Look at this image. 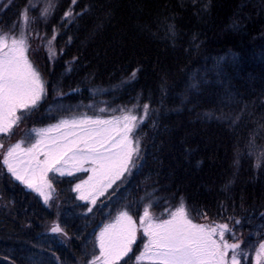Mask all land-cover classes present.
Here are the masks:
<instances>
[{"label": "trees", "instance_id": "obj_1", "mask_svg": "<svg viewBox=\"0 0 264 264\" xmlns=\"http://www.w3.org/2000/svg\"><path fill=\"white\" fill-rule=\"evenodd\" d=\"M28 2L2 0L0 28L6 30L16 21ZM31 2L35 8L29 15L37 18L32 28L51 35L55 27L57 55L50 60L46 44L33 40L30 58L49 84L67 93L62 98L65 104L88 105L90 89L100 88L106 92L97 101L131 104L140 93L156 110L141 126V167L133 169L127 182L105 201L113 214L125 195L136 199L154 192L163 205L179 192L193 211L200 209L215 218L232 215L245 225L241 232L248 237L264 234L259 228L264 224V170L254 167L245 147L252 131L258 133L257 144L264 143V130L259 128L264 118L262 0H204L208 9L199 13L191 0H76L75 5L55 0V12L46 24L40 11L48 0ZM70 7L79 15L64 23L63 12ZM169 21L176 24L174 40L166 36ZM236 21L242 25L239 30L232 27ZM221 56L222 82L209 72L208 83L199 91L190 90V77ZM135 68L140 69L136 81L120 87ZM53 101L49 88L47 102L32 118L48 122L46 109ZM243 104L248 107L235 126L197 115L206 111L235 115ZM62 186L59 208L46 209L35 194L0 170V264H78L85 243L91 251V237L108 217L97 212L100 205L92 213L76 208L75 196ZM54 219L69 238L48 231Z\"/></svg>", "mask_w": 264, "mask_h": 264}, {"label": "snow or ice", "instance_id": "obj_2", "mask_svg": "<svg viewBox=\"0 0 264 264\" xmlns=\"http://www.w3.org/2000/svg\"><path fill=\"white\" fill-rule=\"evenodd\" d=\"M191 2L198 6L197 13L206 11L209 6L204 0ZM71 4L75 5L76 0H71ZM33 8L35 5L29 0L16 21L6 30L0 28V170H6L12 179L36 193L49 207L58 199L55 182L59 177L85 174L84 178H77L72 188L76 199L87 202L88 213L93 212L99 201L97 212L108 218L99 231L93 233L92 250L88 251L87 243L84 244L78 264H241L253 251L254 264H264V234L257 246L237 235L242 221L235 216L211 219L206 212H199L200 219H194L189 204L179 192L172 195L171 201L165 199L163 205L154 192H145L136 199L125 195L117 202L113 214L112 206L105 200H111L133 174V169L141 167V126L151 119L150 111L156 110L150 102L142 100L140 93L131 104L116 105L114 99L97 101L96 97L106 92L100 88L90 89L92 101L88 105L65 104L62 98L67 93L57 84H49L30 58L34 39L46 44L50 60L57 55L55 27L51 35H41L33 29L37 20L29 15ZM55 8V0H48L41 9L40 17L45 24ZM77 15L79 13L70 7L63 12V22L68 23ZM241 26L239 21L232 25L235 30ZM176 34L175 22L169 21L166 36L174 40ZM193 47L199 49L200 45L194 43ZM232 55L234 58L235 54ZM75 59L73 57V61ZM224 60L223 56L214 57L210 68L193 74L189 89L199 91L202 83H208L209 72L218 83L222 82ZM67 70H72L70 62ZM139 71V68L131 70L120 87L132 85ZM49 88L54 93V101L48 104L46 111L48 119L55 122L34 126L24 137L12 141L14 128L47 102ZM229 98H232L231 93ZM82 107L87 110L81 111ZM247 107L243 104L235 115L223 111L197 115L235 126ZM259 128L264 130V118ZM257 134L250 132L246 154L254 159L255 168L264 170V143L257 144ZM237 151L239 154V149ZM56 207L59 208L58 204ZM157 207L161 209L159 213L155 210ZM259 228L264 230V224ZM48 231L69 238L58 219L51 223Z\"/></svg>", "mask_w": 264, "mask_h": 264}, {"label": "rangeland", "instance_id": "obj_3", "mask_svg": "<svg viewBox=\"0 0 264 264\" xmlns=\"http://www.w3.org/2000/svg\"><path fill=\"white\" fill-rule=\"evenodd\" d=\"M2 0H0V2H1ZM263 5H264V3H263ZM35 40V39H34ZM35 42H40V41H38V40H35ZM263 81H264V76H263ZM264 84V83H263ZM263 102H264V99H263ZM264 106V105H263ZM53 122H55L54 120H49L48 122H46L45 120H43V118L42 117H39L37 120H34L33 118H32V115H29V117L23 122V123H21L20 125H19V127H17V128H14V135L12 136V141H16V140H18V139H20V138H22V137H24V135H25V133L26 132H28V131H30V129L32 128V127H41V126H45L46 124H48V123H53ZM6 143H7V141H6ZM84 176H85V174L84 173H76L74 176H64V177H59L57 180H56V182H55V187H56V194H57V197H58V199H57V201H56V204H58V206L61 204V202L63 201V197H64V193H63V191H59V188H63V186H62V184H64L65 186L64 187H67V189H68V193L69 194H73L74 196H75V198H74V202H76V203H74L75 204V207L76 208H80V209H83V210H85V213L87 212L86 211V205H87V202L86 201H80V200H78V199H76V193L75 192H73L72 191V188H73V186L75 185V183H77L78 182V177L79 178H84ZM128 178H130V177H128ZM16 182H18V181H16ZM19 183V182H18ZM119 183V182H118ZM21 186H22V188H24L25 190H27V191H29V192H31V193H33V194H35L38 198H39V201L41 202V204L46 208V209H48V208H50V209H52V208H57L56 207V204H53V206L52 207H49L48 205H45L44 203H43V200L36 194V193H34V192H32L30 189H27V188H25L22 184H21ZM115 186V185H114ZM113 186V187H114ZM110 192L112 191V190H109ZM67 192V191H66ZM114 196V195H113ZM112 198V197H111ZM101 199H105V198H101ZM106 201V200H105ZM108 201V200H107ZM97 206H99V201H98V204H97ZM96 206V207H97ZM95 208V207H94ZM199 212H202L200 209H195L194 211L192 210V215H193V218L194 219H197V220H199L200 219V217H199V215H198V213ZM88 213V212H87ZM157 213H159V212H157ZM88 215V214H87ZM209 216V215H208ZM209 218H211V219H220V218H215V217H211V216H209ZM55 220V219H54ZM53 220V221H54ZM52 221V222H53ZM51 222V223H52ZM94 223H96V222H94ZM51 225V224H50ZM50 225H48V227L50 226ZM102 226V224H100V225H98V227H97V229H96V231H99V227H101ZM243 228H245V225H243L242 224V227H238V231H237V235L238 236H240L242 239H244L245 241H248V242H250V243H252V244H254V245H257L258 246V241H259V239L261 238V235H256V236H254V237H248V235H247V233H243V232H241V230L243 229ZM95 231V232H96ZM94 240V235H92V237H91V241H93ZM140 242L138 241V244H139ZM244 245H242V247H243ZM92 250V249H91ZM253 257H254V254H252V255H249L248 256V258L246 259V260H242V262H241V264H254V261H253Z\"/></svg>", "mask_w": 264, "mask_h": 264}]
</instances>
